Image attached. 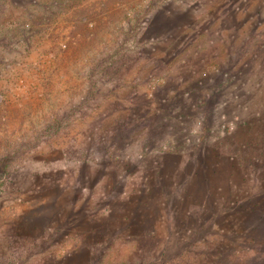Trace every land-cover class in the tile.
I'll return each instance as SVG.
<instances>
[{
  "label": "rangeland",
  "instance_id": "rangeland-1",
  "mask_svg": "<svg viewBox=\"0 0 264 264\" xmlns=\"http://www.w3.org/2000/svg\"><path fill=\"white\" fill-rule=\"evenodd\" d=\"M151 2L0 0V264H264V0Z\"/></svg>",
  "mask_w": 264,
  "mask_h": 264
},
{
  "label": "trees",
  "instance_id": "trees-1",
  "mask_svg": "<svg viewBox=\"0 0 264 264\" xmlns=\"http://www.w3.org/2000/svg\"><path fill=\"white\" fill-rule=\"evenodd\" d=\"M155 2H151L153 4ZM141 50L137 47L135 49H131L129 46L128 47H120V45L115 46L110 52H108L105 55H100L98 59H100L98 66L100 67L101 65L104 67H112L116 62L118 61H130L137 55H139ZM97 59V60H98ZM114 67L111 69H105L103 70L105 74H109L110 72L114 71Z\"/></svg>",
  "mask_w": 264,
  "mask_h": 264
}]
</instances>
